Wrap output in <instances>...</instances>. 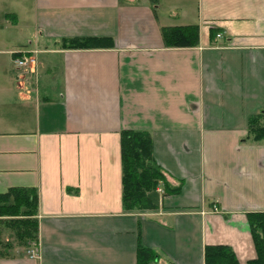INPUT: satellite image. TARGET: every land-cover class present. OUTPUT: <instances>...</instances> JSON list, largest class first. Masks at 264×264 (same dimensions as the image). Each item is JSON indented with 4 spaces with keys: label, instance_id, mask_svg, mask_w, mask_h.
Here are the masks:
<instances>
[{
    "label": "crops",
    "instance_id": "0c3cea01",
    "mask_svg": "<svg viewBox=\"0 0 264 264\" xmlns=\"http://www.w3.org/2000/svg\"><path fill=\"white\" fill-rule=\"evenodd\" d=\"M188 25L196 47H164L161 28ZM87 37L113 45L62 47ZM22 53L34 61L17 68ZM261 111L264 0H0V193L33 189L38 226L36 243L0 227V264H137L138 244L147 264H203L209 244L246 264V215L264 212V138L246 140L247 121ZM125 129L149 132L181 183L157 188L154 209L122 207Z\"/></svg>",
    "mask_w": 264,
    "mask_h": 264
},
{
    "label": "trees",
    "instance_id": "16d2710c",
    "mask_svg": "<svg viewBox=\"0 0 264 264\" xmlns=\"http://www.w3.org/2000/svg\"><path fill=\"white\" fill-rule=\"evenodd\" d=\"M165 48L196 47L199 43L198 26L163 27L160 30ZM212 31L211 36L215 37ZM113 45L109 37H87L72 39L62 44L68 49H99ZM20 56V55H19ZM16 56V57H19ZM15 57V58H16ZM121 202L126 212L154 209L156 206L149 193L160 188L162 196L177 194L181 183L171 185L163 169L152 155V140L145 130L125 129L120 131ZM264 138V112L249 117L246 140L257 142ZM37 196L33 189L9 188L0 193V227L7 228L19 241H37L38 226L34 218ZM255 258L246 264H264V212L246 215ZM1 243L0 254L7 248ZM6 252V251H5ZM4 252V253H5ZM137 264L153 261L156 253L140 244L136 249ZM203 264H239L233 250L226 245H205Z\"/></svg>",
    "mask_w": 264,
    "mask_h": 264
},
{
    "label": "built area",
    "instance_id": "2783aa9c",
    "mask_svg": "<svg viewBox=\"0 0 264 264\" xmlns=\"http://www.w3.org/2000/svg\"><path fill=\"white\" fill-rule=\"evenodd\" d=\"M215 37L218 39L221 37V34H216ZM34 59L29 53H22L21 56L17 57L14 60V64L17 68H26L29 64L33 63ZM34 247V246H33ZM35 248V247H34ZM32 248L29 251V257L33 258L35 257L36 250Z\"/></svg>",
    "mask_w": 264,
    "mask_h": 264
},
{
    "label": "rangeland",
    "instance_id": "374dc122",
    "mask_svg": "<svg viewBox=\"0 0 264 264\" xmlns=\"http://www.w3.org/2000/svg\"><path fill=\"white\" fill-rule=\"evenodd\" d=\"M5 3V5H1V6H5V8H9V5H10V3H6V2H4ZM31 41L32 43L34 42V38H33V36H32V33L29 31L28 32V34L27 35H25V37L24 38H22L21 39V41H20V43L22 42V45H24L25 44V46H27L28 47V45L29 46H33V44L32 45H30V44H28L29 42ZM34 56H36V55H34ZM157 196H159V193L156 191V190H153V191H151L150 192V198H151V200L153 201V202H156L155 201V197H157ZM7 229V228H6ZM11 231V230H10ZM6 234H8V233H6ZM3 235L4 236V238L5 237H7L8 235ZM9 235H11V234H9Z\"/></svg>",
    "mask_w": 264,
    "mask_h": 264
}]
</instances>
